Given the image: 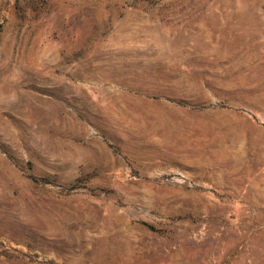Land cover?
<instances>
[{
	"label": "rangeland",
	"instance_id": "rangeland-1",
	"mask_svg": "<svg viewBox=\"0 0 264 264\" xmlns=\"http://www.w3.org/2000/svg\"><path fill=\"white\" fill-rule=\"evenodd\" d=\"M0 264H264V0H0Z\"/></svg>",
	"mask_w": 264,
	"mask_h": 264
}]
</instances>
